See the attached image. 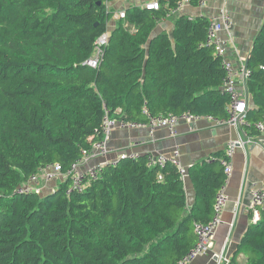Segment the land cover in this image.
Wrapping results in <instances>:
<instances>
[{"label": "trees", "instance_id": "16d2710c", "mask_svg": "<svg viewBox=\"0 0 264 264\" xmlns=\"http://www.w3.org/2000/svg\"><path fill=\"white\" fill-rule=\"evenodd\" d=\"M111 0H0V264H176L194 247L195 225L214 215L226 177L220 160L186 170L147 155L119 159L82 192L59 182L40 194L18 189L45 167L63 171L101 137L104 117L147 123L191 114L227 119L222 58L207 46L209 15L177 17L155 35L180 0L125 10L113 31ZM193 7L198 0H191ZM109 34L100 66L86 62ZM246 114L264 117V24L248 62ZM197 202L188 209L184 178ZM264 264V209L236 255ZM229 264H237L235 257Z\"/></svg>", "mask_w": 264, "mask_h": 264}, {"label": "crops", "instance_id": "0c3cea01", "mask_svg": "<svg viewBox=\"0 0 264 264\" xmlns=\"http://www.w3.org/2000/svg\"><path fill=\"white\" fill-rule=\"evenodd\" d=\"M152 1L157 0H111L108 8L116 14L132 6L143 7L145 3ZM224 6L232 13L234 24L231 33L224 32L222 37L230 48L235 45L238 56L247 62L256 36L264 24V0H207L204 10L189 4L178 16L160 21L155 35L162 32L171 35L179 16L186 15L192 18L200 15L210 16ZM118 22L119 20L114 16L109 23V31H113ZM238 56L233 50L229 51L228 58L231 61H236L235 57ZM245 82V77L240 75L237 79L239 91L249 101ZM242 129H234L226 124H219L216 120L203 118L196 122L181 121L173 135L165 129H158L153 135H150L147 129H115L112 133L109 141V148L112 151L110 161L115 162L123 153L143 155L160 153L171 156L178 151L180 165L187 171L205 162H213L215 157L225 153L230 141L240 136L255 141L247 150L238 149L233 156L232 175L225 187L227 204L222 213L223 225L216 233L211 251L191 264H218L214 255L223 251L229 262L234 257L237 264H246L248 261L245 254L236 255V251L248 226L254 223L251 212L253 192L264 188V134L256 131L251 133L247 128ZM97 162V160L93 161L90 165ZM86 169L87 167H82V170ZM52 185L56 187L57 183L52 182L44 186L45 194L47 190L54 188ZM184 187L188 204L187 213L197 202L195 185L187 175L184 178Z\"/></svg>", "mask_w": 264, "mask_h": 264}, {"label": "built area", "instance_id": "2783aa9c", "mask_svg": "<svg viewBox=\"0 0 264 264\" xmlns=\"http://www.w3.org/2000/svg\"><path fill=\"white\" fill-rule=\"evenodd\" d=\"M191 0H180L175 8L166 12L165 19L176 17L189 5ZM207 6V0H198L197 8L204 10ZM143 8L149 11H160L161 4L158 1L145 3ZM115 17L120 19L126 18L125 11L115 14ZM233 15L225 6L221 8L216 14L209 16V26L207 33V46L212 47L215 54L222 58V66L226 72V77L223 83V90L230 96V104L227 107V119L224 121H217L219 124H226L234 129L248 128L251 124L246 118L249 109L248 100L239 91L237 79L243 75L245 79L249 76L246 61L238 56V49L235 45L229 47L227 41L222 37L224 32L231 33L233 28ZM109 42V34L103 35L98 39L95 45L94 55L86 62V65L92 69H97L102 61L104 55V48ZM233 50L238 57L236 61H231L228 58L229 51ZM148 122L136 123L130 122L122 118L109 117L106 115L103 121L102 137L94 143L91 150H83L80 159L76 160L67 171H63L60 164H52L45 167L39 174L33 175L29 181L18 189L19 194H30L43 192L44 186L51 182H65L70 181L71 187L74 190L82 192L88 180H96L101 176L103 168L110 164L114 165L119 159L133 158L137 159L138 153H123L115 162L110 161L109 157L112 153L109 148V141L115 129L134 130L147 129L150 135L158 129L168 130L172 135L176 127L181 121L196 122L201 118L191 114H183L181 116H158L154 117L150 113L145 112ZM211 119V118H209ZM214 120V119H212ZM255 131L259 134H264V117L254 124ZM242 129V130H243ZM255 143L248 137L240 136L238 139L230 141L226 147L224 158L220 160L224 168L226 180L218 191L215 204L214 215L211 221L207 224L198 223L195 225L194 234L196 243L190 252L180 259L176 264H191L197 258L209 253L214 246L215 237L218 229L223 225L222 213L227 204V197L225 195V187L229 178L232 175V159L238 149L247 150L249 145ZM148 165L150 167H163L167 162L175 165L181 175L186 174V170L181 167L179 160V152L175 151L171 156L165 154H149ZM98 161L96 164L90 165L93 161ZM82 167H87L82 170ZM264 209V188L256 189L253 192V199L251 205V212L253 214V221L257 223L260 220V213ZM237 211V210H236ZM217 258L218 264H227L229 260L226 257L225 251L214 255Z\"/></svg>", "mask_w": 264, "mask_h": 264}, {"label": "water", "instance_id": "95a60500", "mask_svg": "<svg viewBox=\"0 0 264 264\" xmlns=\"http://www.w3.org/2000/svg\"><path fill=\"white\" fill-rule=\"evenodd\" d=\"M263 26V25H262ZM248 62H249V58H248V60H247V62H246V67L248 68ZM250 103H251V105H253V102L252 101H250Z\"/></svg>", "mask_w": 264, "mask_h": 264}, {"label": "rangeland", "instance_id": "374dc122", "mask_svg": "<svg viewBox=\"0 0 264 264\" xmlns=\"http://www.w3.org/2000/svg\"><path fill=\"white\" fill-rule=\"evenodd\" d=\"M52 183V182H51ZM56 183V182H55ZM53 187L55 186V185H52ZM46 190V189H45ZM48 192L50 191V190H47Z\"/></svg>", "mask_w": 264, "mask_h": 264}, {"label": "clouds", "instance_id": "9594fccd", "mask_svg": "<svg viewBox=\"0 0 264 264\" xmlns=\"http://www.w3.org/2000/svg\"><path fill=\"white\" fill-rule=\"evenodd\" d=\"M174 18V17H173Z\"/></svg>", "mask_w": 264, "mask_h": 264}]
</instances>
